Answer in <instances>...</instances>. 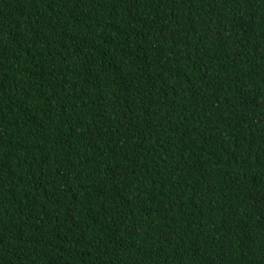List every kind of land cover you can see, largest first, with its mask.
I'll use <instances>...</instances> for the list:
<instances>
[{
  "label": "trees",
  "instance_id": "trees-1",
  "mask_svg": "<svg viewBox=\"0 0 264 264\" xmlns=\"http://www.w3.org/2000/svg\"><path fill=\"white\" fill-rule=\"evenodd\" d=\"M0 264H264V0H0Z\"/></svg>",
  "mask_w": 264,
  "mask_h": 264
}]
</instances>
